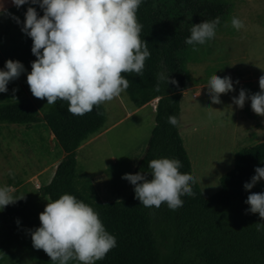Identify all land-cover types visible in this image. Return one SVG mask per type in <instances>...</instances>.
Masks as SVG:
<instances>
[{
	"label": "trees",
	"instance_id": "obj_1",
	"mask_svg": "<svg viewBox=\"0 0 264 264\" xmlns=\"http://www.w3.org/2000/svg\"><path fill=\"white\" fill-rule=\"evenodd\" d=\"M28 7L43 15L38 3H26L15 8L22 23ZM10 10L7 8V12ZM231 10V0H142L136 13L137 22L142 25L141 40L148 43L151 55L145 60L141 75L122 74L132 81L125 92L136 107L155 99L156 103L154 125L133 174L145 173L151 180V160L179 159V171L195 178V183L189 182L195 195L181 196L183 206L175 211L167 203L159 208L143 206L135 198L132 184L126 198L103 202L90 178L78 168L76 149L105 122L102 104L78 116L68 111L67 101L59 99L53 105L47 104L41 115L33 100L25 96L0 102V123L30 124L43 120L62 152L50 181L38 188L39 194L50 202L65 193L75 196L99 213L105 230L116 237V247L95 264H137L119 225L143 249L148 264H264V230L257 231L255 226L257 222L264 223V218L247 211L250 206L245 203L250 193L264 192V180L250 190L243 187L255 175V168L264 167V141L237 150L232 168L219 179V191L205 197L183 145L179 124L174 127L168 122L169 115L180 122V99L190 82L186 65L196 52L193 48L201 46L185 43L192 25L219 17L217 31L226 23ZM32 43L25 34L20 59L25 71L7 84V88L17 89L14 93L21 91L22 82L27 83L31 63L36 59L31 52ZM5 61L0 50V70H6ZM161 73L169 77V82L159 78ZM14 198L18 199L14 204L0 210V220L8 231L20 230L25 224L26 201L19 199V195ZM40 264L59 262H52L44 252ZM68 264L81 262L70 260Z\"/></svg>",
	"mask_w": 264,
	"mask_h": 264
},
{
	"label": "rangeland",
	"instance_id": "obj_2",
	"mask_svg": "<svg viewBox=\"0 0 264 264\" xmlns=\"http://www.w3.org/2000/svg\"><path fill=\"white\" fill-rule=\"evenodd\" d=\"M6 1L0 0V3ZM11 5L8 13L12 16L0 13V50L6 61L20 62L25 33L21 31L23 23L16 6ZM231 7L226 23L187 63L190 82L180 99V135L205 197L219 191V179L232 168L237 150L264 141V116L253 112L250 99L243 108L233 102L241 88L247 90V95L261 91L264 0H231ZM13 16L19 18V24ZM234 17L243 21V28L232 27ZM214 74L221 78L228 76L234 82V91L219 95L220 104H213L208 92V82ZM20 88V92L14 93V88L8 87L7 92L0 93V102L25 96L33 100L41 115L47 107L46 98H35L27 83L22 82ZM155 103L156 99L151 101L150 107ZM102 105L104 125L117 123L105 133L94 134L83 141L76 149V160L78 168L94 184L101 201L109 202L128 196L131 184L128 187V181L122 176L132 174L143 154L154 114L150 107L127 114L135 106L125 91ZM207 107L216 111L209 115ZM61 156L43 120L30 124L0 123V187L13 188L12 195L26 201L22 229L8 231L0 220V264H40L44 251L33 247L30 230L41 226L39 214L50 201L39 194L38 188L50 181ZM122 188L128 189L124 192ZM119 229L137 264H148L143 249L122 226L119 225Z\"/></svg>",
	"mask_w": 264,
	"mask_h": 264
},
{
	"label": "clouds",
	"instance_id": "obj_3",
	"mask_svg": "<svg viewBox=\"0 0 264 264\" xmlns=\"http://www.w3.org/2000/svg\"><path fill=\"white\" fill-rule=\"evenodd\" d=\"M11 2L17 8L26 3H38L43 10V15L39 16L36 8L28 7L21 28L32 39L31 52L36 57L26 77L32 95L46 98L49 105L58 99L67 101L68 111L73 115L83 116L94 106L120 96L132 83L122 74L141 75L145 60L151 55L148 43L140 37L142 25L137 22L136 13L142 0ZM0 13L12 16L2 3ZM12 18L20 23L18 17ZM219 23L217 17L193 24L185 43L203 45L215 37ZM231 24L237 30L244 27L243 21L235 17ZM196 50L194 47L193 51ZM4 68L6 70H0V93L7 92V84L25 71L21 62L11 59L5 61ZM158 76L169 82L168 76L162 73ZM170 82L176 84L175 80ZM233 85L228 76L212 75L208 82L211 102L220 104L219 95L234 91ZM259 87L261 91L251 96L241 88L233 102L243 108L245 101L250 99L253 112L264 116V76L259 78ZM156 90H160L159 85ZM206 109L209 115L216 111L211 107ZM168 122L174 127L179 124L174 115L168 116ZM148 167L152 170L151 180L147 179L148 174L140 172L122 176L134 185L135 198L143 206L159 208L167 203L169 209L175 211L183 206L181 196L195 195L189 183H195V178L179 171L182 167L179 159H153ZM254 171L255 175L243 185L246 191L264 180V167ZM13 191L9 186L0 187V210L18 200L12 195ZM245 203L250 206L247 211L264 218V192L250 193ZM39 220L41 226L30 230L32 244L35 249H42L52 262L68 264L70 260H78L81 264H95L117 245L116 237L105 230L99 213L67 193L48 202ZM255 226L257 231L264 230V223L257 222Z\"/></svg>",
	"mask_w": 264,
	"mask_h": 264
},
{
	"label": "crops",
	"instance_id": "obj_4",
	"mask_svg": "<svg viewBox=\"0 0 264 264\" xmlns=\"http://www.w3.org/2000/svg\"><path fill=\"white\" fill-rule=\"evenodd\" d=\"M12 4V2H11V0H7L6 1V3H4L3 5H4V8H11V5ZM193 95V94H192ZM153 101V100H152ZM150 103H151V101L150 102H148V103H146V104H144V105H142V106H140V107H136L135 106V108L131 111V112H128L127 114H130V113H132V112H135V111H137V110H139V109H142V108H145V107H150ZM154 106H153V108L152 107H150L151 108V111H152V113L154 114L155 113V104H153ZM105 123V122H104ZM117 122L115 121V122H112V123H110L109 125H107V126H105L104 124H103V126H102V128L97 132V133H95L96 134V136L97 135H100V134H103V133H105L110 127H112L113 125H115ZM154 125V124H153ZM153 127V126H152ZM152 129V128H151ZM179 133H180V131H179ZM94 135V134H93ZM93 135H91L90 137H92ZM181 136V135H180ZM89 137V138H90ZM88 138V139H89ZM182 138V137H181ZM85 141H87V140H85ZM183 142V141H182ZM81 145V144H80ZM184 145V144H183ZM135 167V166H134ZM134 167H133V169H134ZM86 174V173H85ZM132 174H133V170H132ZM87 175V174H86ZM124 185H126V184H124ZM128 187H129V182H128ZM96 189V188H95ZM128 189V188H127ZM127 189H121V191L123 190L124 192L127 190ZM97 191V190H96ZM98 193V192H97ZM99 195V194H98Z\"/></svg>",
	"mask_w": 264,
	"mask_h": 264
}]
</instances>
